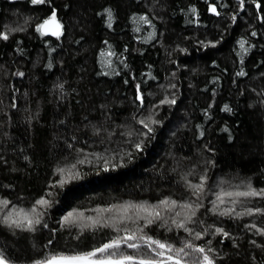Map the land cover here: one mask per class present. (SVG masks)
<instances>
[{
    "label": "trees",
    "instance_id": "obj_1",
    "mask_svg": "<svg viewBox=\"0 0 264 264\" xmlns=\"http://www.w3.org/2000/svg\"><path fill=\"white\" fill-rule=\"evenodd\" d=\"M53 12L59 36L37 30ZM201 175L213 192L264 188V0H0V199L26 211L49 201L34 232L0 224L11 263L90 251L139 227L176 248L203 246L214 264H264V214L222 216L211 193L191 234L172 214L166 227H144L134 211L119 233L63 225L69 212L190 202L184 177ZM244 206L264 208V199ZM121 251L155 258L143 244ZM186 252L185 264L202 262Z\"/></svg>",
    "mask_w": 264,
    "mask_h": 264
},
{
    "label": "snow or ice",
    "instance_id": "obj_2",
    "mask_svg": "<svg viewBox=\"0 0 264 264\" xmlns=\"http://www.w3.org/2000/svg\"><path fill=\"white\" fill-rule=\"evenodd\" d=\"M33 4L44 3V0H31ZM259 6V5H258ZM108 15L111 16V11L106 10ZM213 12L216 11L215 8L212 9ZM49 24L55 25V30L51 31L52 35L59 36L61 25L56 19L55 12L49 20H45L43 24L38 27V31L44 32L45 26ZM255 35V33H253ZM3 39H8L7 35H3ZM243 47V44H241ZM241 72L239 75H243ZM20 75H23L20 73ZM143 102V101H141ZM162 103L174 104L175 100H166ZM143 127L147 129V133H152L153 128L148 122L140 121ZM151 123H158V121L152 120ZM146 135V134H144ZM134 147L137 150H142L143 141L135 143ZM130 155V154H129ZM84 161H80L83 163ZM73 168L75 165L72 166ZM107 170V167H105ZM60 174L65 172L64 168L58 169ZM70 178H78L79 173H68ZM187 175H194L193 172H189ZM187 188L191 191V195L196 199L178 203L176 200L165 198L159 201L158 204L151 205L147 202L134 204L125 203L122 205H113L109 208L96 209L98 213L97 216H84L83 212H69L63 217V225L69 227H78L82 233L85 229L96 230L99 227H111L117 233L121 229L117 226L125 221H133V216L130 215V211L135 212L136 220H144V227H149L157 221L160 222L161 227H166L168 225V219L165 214H172L171 223L178 229H183L185 232L191 234L192 229L188 228L187 225L194 223V218L197 215V210L203 207L202 200L209 193L215 196V199L210 201L212 204V211H219L222 216H231L235 214L236 217L250 216L254 214H264V208H250L244 206L246 202L250 201L252 198L264 199V188H254L249 181L248 183L241 186H236L235 190H224L221 189L218 192H213L212 188L207 186V176H199V182L192 183L184 177ZM63 185L64 181H60ZM10 201L7 199H0V224L6 225L8 228H15L21 231L34 232L38 225L42 224L44 213L39 210V208H44L49 206V201L45 198H40L35 201V206L30 210H25L23 208H17L14 205L10 207ZM230 205V206H229ZM244 206L243 211H237V206ZM179 209V210H177ZM6 210V211H5ZM116 211L117 216L111 218H104L101 213H112ZM183 211V219L177 220L176 217H180ZM247 226V225H246ZM43 227H47V223H43ZM252 227H255L253 224ZM171 231V229H168ZM126 233L124 236L112 237L105 243L94 247L90 251L86 252H74L70 254H54L43 261H37L36 264H166V261H171L172 264H182L181 256L189 255L186 249H192V251L202 254V262L197 260L194 264H214L213 259L207 254L205 247L198 246L194 247L191 243H184L182 247H174L172 244L162 242L158 239L153 238L151 235L144 233L143 228H136L135 230H129L127 228L123 229ZM216 233H222L225 237L229 234L225 232L222 228H216ZM261 235H264V230H259ZM139 233V235H138ZM201 234L199 232L195 233V238L199 239ZM142 242L143 246L149 251L154 253V257L141 256L138 258L137 255L125 254L121 251L122 246L128 249H140L142 244L137 242ZM155 246V247H153ZM207 251H213V249H207ZM175 253L173 256L171 253ZM166 253L168 254L166 256ZM166 256V260L163 259ZM0 264H11V261L0 251Z\"/></svg>",
    "mask_w": 264,
    "mask_h": 264
},
{
    "label": "water",
    "instance_id": "obj_3",
    "mask_svg": "<svg viewBox=\"0 0 264 264\" xmlns=\"http://www.w3.org/2000/svg\"><path fill=\"white\" fill-rule=\"evenodd\" d=\"M50 18H48L47 20H49ZM57 21L60 23V25L62 26L60 29V33L63 31V25L61 23V21L56 17ZM43 24V23H42ZM55 30V25L54 24H49L45 26L44 31H46L48 34H51V31ZM166 260V259H165ZM13 264V263H11ZM166 264H172L171 261H166ZM182 264H185V262L182 260Z\"/></svg>",
    "mask_w": 264,
    "mask_h": 264
},
{
    "label": "flooded vegetation",
    "instance_id": "obj_4",
    "mask_svg": "<svg viewBox=\"0 0 264 264\" xmlns=\"http://www.w3.org/2000/svg\"><path fill=\"white\" fill-rule=\"evenodd\" d=\"M163 259H166V257H164ZM172 263V262H171Z\"/></svg>",
    "mask_w": 264,
    "mask_h": 264
}]
</instances>
